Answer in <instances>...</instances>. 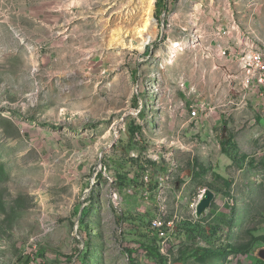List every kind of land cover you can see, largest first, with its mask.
Returning a JSON list of instances; mask_svg holds the SVG:
<instances>
[{"label": "rangeland", "instance_id": "374dc122", "mask_svg": "<svg viewBox=\"0 0 264 264\" xmlns=\"http://www.w3.org/2000/svg\"><path fill=\"white\" fill-rule=\"evenodd\" d=\"M156 1L0 0V264H131L126 250L136 264L166 262L144 246L158 248L156 179L170 171L173 264L207 247L210 226L216 247L264 237V96L248 94L224 44L202 34L224 19L264 44V0H169L164 36ZM201 103L212 110L191 122ZM132 158L156 171L149 200L130 184ZM204 189L216 198L198 219ZM263 249L187 264H252Z\"/></svg>", "mask_w": 264, "mask_h": 264}, {"label": "built area", "instance_id": "2783aa9c", "mask_svg": "<svg viewBox=\"0 0 264 264\" xmlns=\"http://www.w3.org/2000/svg\"><path fill=\"white\" fill-rule=\"evenodd\" d=\"M238 29L239 26L236 23H233L231 26L221 27L217 30L215 38L220 42L222 46L225 39H227L233 31ZM249 42L250 44H245L242 49L238 50L239 57L237 58L242 70V76L239 78L241 79L243 87L246 89V92L248 94L255 93L263 97L264 92H262V89H264V44H256V42L252 41L251 39H249ZM247 93L244 94V102H246L248 96ZM208 106L210 105L201 103L199 105V108L193 109L190 113L191 122L198 123V120H200L204 116V112H209V110H212L209 109ZM171 174L172 171H170V173L168 174L159 175L156 179V201L160 206H162V204H164V206L160 215L151 223V231L153 232L154 240H156L158 243L159 254L160 256L164 257V259H166L167 264H173L170 255L172 249L171 243L176 235L175 231L177 230L178 225L181 222V219L177 215L168 217L166 214L165 204H168L166 191L170 188L172 182ZM152 175L153 172L147 171L143 177V182L146 185L143 194L146 200H149L150 196V191L147 188L150 186ZM205 191L206 189L201 191V195L198 201L193 205L195 214L198 202L204 195Z\"/></svg>", "mask_w": 264, "mask_h": 264}, {"label": "trees", "instance_id": "16d2710c", "mask_svg": "<svg viewBox=\"0 0 264 264\" xmlns=\"http://www.w3.org/2000/svg\"><path fill=\"white\" fill-rule=\"evenodd\" d=\"M156 7H157L158 16L160 18L166 9L169 10V4H167V0H157L156 1ZM136 74H137V71L134 72V75H136ZM140 129H141L140 127L137 128V130H140ZM222 144L224 145L223 153L226 155H230L229 154L230 152L227 150V145L225 144V142H222ZM133 146H134V143H132V147ZM129 161L134 165H136V163H137V175H138L137 177H135L134 180L132 179L133 182H131L130 184L137 183L138 185L140 184L141 187H145L146 185L143 182V177L147 171H150L149 167H146L145 164H148V165H153V164L150 161L144 162V164H140L138 161L134 160L133 158L129 159ZM104 169L108 170V167H107L105 162H104ZM119 169L122 170L123 168L119 167ZM119 172L121 173V171H119ZM153 172H156V171H153ZM97 177L99 178L100 181L105 179L104 172H102V171L98 172ZM122 180L125 181L126 184H128L127 181H129V178L124 176V177H122ZM138 180H139V183H138ZM130 181H131V179H130ZM226 183L228 185H230L228 181H226ZM116 184L119 187V184L117 183V179H116ZM88 210H89L88 207H86L85 213H84L85 215H87ZM83 220L84 219H82L80 222V230L82 228H83V230H85L86 226H87ZM118 220L120 222H123V221H125V217L119 216ZM198 227H199V225H196V229L190 228L188 236L191 238H198L197 235H195V232H197ZM219 230L220 229H218V225L210 226L209 231L202 230L200 233L204 234L206 239H209V241H211V242H209V241L206 242L207 247L205 249H199V250L193 249L188 255L187 254L182 255L178 259V264H187L191 259H195L197 261H201V262L206 263L209 260H213L216 258L227 260L228 258H230L232 256H244V257H246V256L251 254L252 246H254L260 240L262 242H264V237H259V238L252 237L250 242L246 245H242V244L235 245V244H229V243H227V244L226 243H220V246L216 247L214 245V242L212 241L213 240L212 237L218 236ZM143 237L147 240L149 239V236H147V235H143ZM144 248L147 250L149 256H151L152 258L157 259V260L159 259L160 254H159V249L156 247V242L153 244L152 247L144 246ZM126 253L130 259V263L136 264L135 263V257H134L135 252L133 250H126ZM87 258H88V253H86L85 255L80 257L79 260L85 261V259H87ZM161 264H167V263L163 259H161ZM238 264H242V263H238ZM252 264H264V261L262 259L258 258Z\"/></svg>", "mask_w": 264, "mask_h": 264}, {"label": "crops", "instance_id": "0c3cea01", "mask_svg": "<svg viewBox=\"0 0 264 264\" xmlns=\"http://www.w3.org/2000/svg\"><path fill=\"white\" fill-rule=\"evenodd\" d=\"M226 12H229V10L225 9V14L223 16L229 14V13L226 14ZM202 14H203V12H202ZM223 16L220 15L219 19L223 18ZM216 21H218V20H215V22ZM221 22H222L221 23V25H222L221 27L231 26L233 23H235V22H233V23L231 22L230 24H228V23H226V21L224 19ZM216 30L217 29L208 31L206 29L205 32L202 31V34L204 36H206V37H208V34H210L211 35L210 37H212V36H215V34L217 32ZM249 39H251V38L249 36H247L246 32H243L241 27L239 26L238 30L233 31L232 34L227 39H225L224 46L221 47L223 52H224L223 53L224 55H227V53H229L228 58L226 60L224 59V55H222L221 58H223L225 64H227V65H230V64L233 65L234 64V66L239 69L238 77L242 76V70H241V67H240V64H239V60L237 58V57H239L238 56V50L242 49L245 46V44L246 45L250 44ZM215 41H218V40L215 39ZM228 70L229 71L231 70V72L233 71V69L230 68L229 66H228ZM232 77L236 78V74H235L234 71L232 73H228L227 74V78L228 79H231ZM208 105H210V104H208ZM216 107L217 106H214L215 109H216Z\"/></svg>", "mask_w": 264, "mask_h": 264}, {"label": "water", "instance_id": "95a60500", "mask_svg": "<svg viewBox=\"0 0 264 264\" xmlns=\"http://www.w3.org/2000/svg\"><path fill=\"white\" fill-rule=\"evenodd\" d=\"M167 4H169V0H167ZM167 14H168V10L166 9L163 14L161 15V24H162V36L165 35V27H166V17H167ZM141 110H138V112H134V111H130V112H127L125 114H123V116L121 117V119L119 120V122L115 123L113 125V129H114V134L115 136H117V131H116V128L123 122L124 120V117L128 114H134V113H139ZM103 152H101L100 154V157H99V160L97 163L98 164V171H94L95 172V176L98 174V172L102 171L104 172V174L106 176H109L105 169H104V161H103ZM94 179H92V183H93ZM92 190V188H91ZM91 190L89 193H91ZM216 196H215V193L212 192L211 190L207 189L204 193V195L200 198L199 202H198V205H197V209H196V215H197V218L198 219H201L202 217H204L206 214H207V211L211 208V205L213 203V201L215 200ZM83 203H85V200H83ZM85 213V205L82 206L81 208V212H80V215L78 216V219H77V226L80 224L81 222V218L82 216L84 215ZM78 228V227H77ZM76 228V230H77ZM83 242V240H82ZM259 257L260 259H262L264 261V249L261 250L259 252Z\"/></svg>", "mask_w": 264, "mask_h": 264}, {"label": "bare ground", "instance_id": "6f19581e", "mask_svg": "<svg viewBox=\"0 0 264 264\" xmlns=\"http://www.w3.org/2000/svg\"><path fill=\"white\" fill-rule=\"evenodd\" d=\"M152 2L154 1V0H151ZM178 45V44H177ZM177 47H180V45H178Z\"/></svg>", "mask_w": 264, "mask_h": 264}, {"label": "clouds", "instance_id": "9594fccd", "mask_svg": "<svg viewBox=\"0 0 264 264\" xmlns=\"http://www.w3.org/2000/svg\"><path fill=\"white\" fill-rule=\"evenodd\" d=\"M207 190V189H206Z\"/></svg>", "mask_w": 264, "mask_h": 264}]
</instances>
